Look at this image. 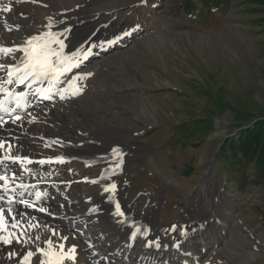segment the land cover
<instances>
[{"label": "rangeland", "instance_id": "374dc122", "mask_svg": "<svg viewBox=\"0 0 264 264\" xmlns=\"http://www.w3.org/2000/svg\"><path fill=\"white\" fill-rule=\"evenodd\" d=\"M35 1H15L18 37L48 11L49 0ZM66 2L102 5L86 27H105L99 30L105 37L130 36L88 63L100 72L77 81L86 91L49 113L36 130H70L75 142V132L110 126V135H102L108 146L127 147L122 157L108 154L113 164L120 162L119 173L109 172L114 205L145 219L152 233L189 228L195 249L203 248L198 228L208 244L220 236L198 264H264V178L239 190L241 174L230 176L228 165L242 141L240 129L264 121V0H228L220 9L191 0L200 10L191 15L178 9L183 0ZM39 29L53 28L43 23ZM40 154L63 158L65 152L44 148ZM105 161L98 158L82 172L100 175L98 163ZM61 169V179L71 177L69 163Z\"/></svg>", "mask_w": 264, "mask_h": 264}, {"label": "bare ground", "instance_id": "6f19581e", "mask_svg": "<svg viewBox=\"0 0 264 264\" xmlns=\"http://www.w3.org/2000/svg\"><path fill=\"white\" fill-rule=\"evenodd\" d=\"M15 1L27 0H0V20L9 21L2 22L6 29V32H3L6 34L0 32V45L6 47L22 45L28 37L41 34L36 33L35 29H38L37 32H39L43 23L52 26V32L63 34L61 38L65 40L66 54H71L81 48L80 46L84 47L83 43L85 42L93 47L101 45L102 39H105V35L99 33V30H103L105 27H101L99 24L94 27H92L93 25L86 27L96 17L98 13L96 11L102 5L96 8L90 7L86 4L87 2L83 4L66 2L67 0H57L55 3H50L55 0H49L48 11L37 17L38 25L29 27L30 32L23 31L22 37H18L19 31L16 30L17 25H15L18 20L14 10ZM37 3H44V0H38ZM5 5L10 6V11H3ZM108 7L103 6V8ZM31 15L36 16L35 12ZM48 19L50 20L48 21ZM65 29H68L67 33H65ZM71 32H74L75 36L70 39L68 35ZM100 35L101 38L94 39L95 36ZM84 49L82 50L84 51ZM22 55L21 52H16L11 56L0 55V63H15ZM99 69L97 65H87L83 69H78L74 75L91 73L90 76H93ZM6 79V73L0 70V81ZM39 87H47V81H44L43 85L39 84ZM79 87H84V85H79ZM29 97V104H37L35 109L24 114L14 113L4 120L3 126H0V141L6 142L5 147L0 148V157L5 155L28 157L32 162L7 160L0 168L5 171L10 168L14 171L13 174L17 182L32 185L27 189L13 190L10 194L16 199L28 201L34 207H28L26 211L21 207L12 208V216L7 214L8 208H0L5 209L8 230L15 232L21 240L31 239L27 244L16 243V238L13 239L12 244L6 245L0 242V264H20V254L28 250L34 251L37 245L47 247L44 240L48 238H51L56 244L63 243L65 251L75 245V260H65V264H194L198 258V251H193L190 246L185 247L183 244L186 236L190 234L189 228L179 231L169 228L158 234L151 233V228L149 229L145 219L135 215L134 211L111 202L117 197L112 194V187H108L114 183L109 172L119 168L120 162L117 161L113 164L112 156L108 154L112 151L116 155L115 158L122 157L127 149L123 145L121 147L112 144L108 146L109 143L104 140L107 138L106 135H102L111 131L107 129L111 127L103 125L102 130L87 129L80 136L75 132L73 133L74 137H77L75 142L68 137L67 133L70 130L65 132V130L55 127L50 131L45 128L38 131L36 127L44 122L46 116L59 111V108L62 105H67V102L62 101V104L48 106L46 101V104L44 101L40 103L34 92ZM15 116L21 117L15 122L17 127L12 122ZM106 134L110 135V133ZM8 136L18 137L19 144H13V141L9 142ZM8 145H11V148ZM44 148L65 152L62 158L63 162L53 159L61 157V155L51 154L49 155L51 157L47 158L48 155L45 154L41 157L40 153ZM98 158L106 159L105 163H98V172L102 173L86 176V171H82ZM40 160L46 162L40 164ZM66 162L71 166V169L68 170L71 172V177L66 180H56L54 169H61ZM76 187H79L78 192L74 193L73 190ZM49 192L55 195L46 199ZM37 193H40L39 198H37ZM117 205L123 215L117 212ZM41 208L46 211H40ZM13 216L21 222L15 229L11 228ZM29 222L33 227H28ZM53 231L56 235H53ZM21 232L27 233V235L21 236ZM197 233H200L197 236L198 241L202 239L199 244L205 248L207 243L204 239V232L201 233V227ZM37 235L40 236L38 241L35 240ZM62 237H68V239L62 240ZM13 252L18 255H10ZM38 256L39 254L32 258V264H39Z\"/></svg>", "mask_w": 264, "mask_h": 264}, {"label": "snow or ice", "instance_id": "6c2138e0", "mask_svg": "<svg viewBox=\"0 0 264 264\" xmlns=\"http://www.w3.org/2000/svg\"><path fill=\"white\" fill-rule=\"evenodd\" d=\"M3 11H10V6H3ZM19 27V26H17ZM68 32V29H65V33ZM130 33H124V35H129ZM63 34L56 33L52 31L44 32L38 35H32L26 39L22 45H13L11 47H6L0 45V55L11 56L16 52H21L22 57L17 60L15 63H0V70L6 73L7 79L0 81V91L5 93V97L0 99V111L11 113L13 109H10L6 106V101L11 99L14 101L17 107H23L26 103L25 98L28 95L27 91H15L10 90L5 87V85H27L28 89H33V86L38 83H43L47 81V87H35L34 94L39 97H46L54 89H56L60 95V98L63 99L65 93L70 92L72 95H76L81 88L78 86L77 81L85 79L87 76H90L91 73H82L79 75H74L70 80L67 81V86L62 89H57L56 86L60 82L61 77L66 76V74L72 72L73 69L79 68L83 60L87 59L91 54V49L83 51L81 46L80 49L71 52V54L65 53V40L61 38ZM119 39V37H117ZM108 44L114 43V41H108ZM103 46V45H101ZM20 116H15L13 118V123L20 120ZM5 121L0 117V126H3ZM6 142L0 141V148L5 147ZM11 148V145H8ZM116 151L115 149L113 150ZM58 161L63 162L61 157L56 158ZM11 160L12 162L21 161L31 163L32 161L28 157H19L5 155L0 157V163L4 161ZM46 161L40 160V164H44ZM51 162V161H48ZM0 181H4L3 187L5 191H8V177L0 175ZM95 182V181H93ZM21 188L28 187L27 185L21 184ZM113 189L115 185L111 186ZM107 191V189H105ZM37 198L40 197V193H37ZM0 199H3L0 196ZM21 203L25 204L27 207H34L33 204H29L28 201L22 200ZM9 207L7 209V214L12 216L13 209L11 208L12 199L8 200ZM40 211H46V209L41 208ZM117 212L120 215H123L120 212L119 205H117ZM20 220L16 219L13 216L11 228L15 229L20 225ZM28 227L31 228L33 225L29 222ZM0 242L3 244H12L13 239L16 243L27 244L30 239L21 240L17 237L15 232L8 230L7 221L5 218V209L0 208ZM21 236L27 235V233L21 232ZM53 235L56 233L53 231ZM62 240H67L68 237H62ZM35 240H40V236L37 235ZM34 242V241H33ZM44 244L47 247H41L37 245L35 250H28L25 253L20 254V264H32V258L34 256L39 260V264H65V260H75V245L68 248L65 251V245L63 243L56 244L51 238L44 240ZM159 246V245H157ZM12 256L18 255L16 252L10 253Z\"/></svg>", "mask_w": 264, "mask_h": 264}, {"label": "trees", "instance_id": "16d2710c", "mask_svg": "<svg viewBox=\"0 0 264 264\" xmlns=\"http://www.w3.org/2000/svg\"><path fill=\"white\" fill-rule=\"evenodd\" d=\"M199 2L201 3L199 6L201 8L220 9L226 5L228 0H199ZM178 9L186 13V15H191L199 8H196L191 0H183ZM197 12H200V10ZM262 121H256L257 129L253 128L256 126L249 130L240 129L242 130V138L240 137L242 141L238 147L233 148L230 152L229 174L230 176L236 173L241 174L240 179H237L240 182L238 183L239 190L244 189L246 181L256 183L264 178V121ZM246 175H251L252 178L249 179Z\"/></svg>", "mask_w": 264, "mask_h": 264}]
</instances>
